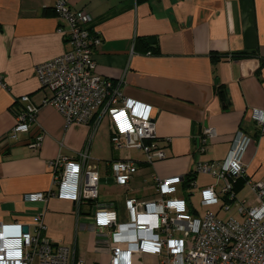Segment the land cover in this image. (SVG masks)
<instances>
[{
    "label": "crops",
    "instance_id": "obj_1",
    "mask_svg": "<svg viewBox=\"0 0 264 264\" xmlns=\"http://www.w3.org/2000/svg\"><path fill=\"white\" fill-rule=\"evenodd\" d=\"M55 1L0 0V222L33 230L34 217L41 214L51 242L74 247L86 264H107L109 239L94 228L88 205L77 212L73 202L56 197L23 200L26 193L53 189L51 161L74 159L85 148L99 162V190L104 184L111 192L120 189L123 201L150 200L156 197L155 177H187L196 161L225 158L233 135L242 130L251 137L243 157L247 178L264 181V123L251 118L253 110L264 109V0H68L73 9L92 15L90 27L100 33L93 53L96 73L121 81L124 96L152 106L156 133L165 146L166 159L154 164L130 150L137 171L124 187L107 166L126 153L112 146L107 117L93 131L89 125L68 124L52 104L44 103L51 92L41 86L35 68L67 50ZM211 53L226 57L213 61ZM241 53L249 55L231 57ZM24 95L37 107L38 148L29 145L36 131L5 139ZM205 126L214 128L215 136L198 155L195 137ZM181 193L177 196L192 208ZM249 196L248 190L243 197ZM98 201L120 219L115 199Z\"/></svg>",
    "mask_w": 264,
    "mask_h": 264
},
{
    "label": "built area",
    "instance_id": "obj_2",
    "mask_svg": "<svg viewBox=\"0 0 264 264\" xmlns=\"http://www.w3.org/2000/svg\"><path fill=\"white\" fill-rule=\"evenodd\" d=\"M54 8L64 23L58 30L65 34L67 50L35 68L41 86L51 92L44 103L52 104L68 124L89 125L93 131L107 117L112 146L126 152L107 166L115 183L127 186L137 171L130 150L142 153L147 164L167 157L156 133L152 106L124 96L121 81L96 73L93 53L101 36L90 27L92 15L73 9L68 0H56ZM18 101L21 105L15 124L5 139L36 131L29 145L38 148L42 132L36 123L37 107L26 95ZM251 118L263 124L264 109L253 110ZM214 136V128L203 127L195 137L194 151L203 153L207 139ZM250 142L251 137L238 130L225 158L198 160L188 173L189 177L204 173L215 179L201 188L199 201L202 206L218 205L219 209L207 210L203 216L177 196L184 176L176 175L155 177L153 199L127 198V219L120 220L110 205L98 201L99 162L90 157L88 148L74 159L58 156L51 161L53 189L26 193L23 200L56 197L73 202L77 212L81 205H88L94 228L109 239L107 264H264V181L250 180L245 173L243 157ZM240 177L246 178L248 198H238L232 188V180ZM189 186H195V179ZM219 211L232 215L222 219ZM45 229L41 214L35 215L33 230H24L18 222H0V264H86L74 247L51 242Z\"/></svg>",
    "mask_w": 264,
    "mask_h": 264
},
{
    "label": "rangeland",
    "instance_id": "obj_3",
    "mask_svg": "<svg viewBox=\"0 0 264 264\" xmlns=\"http://www.w3.org/2000/svg\"><path fill=\"white\" fill-rule=\"evenodd\" d=\"M133 153H135L133 151ZM200 155V154H198ZM215 182L214 177H212L209 174H204V173H197L196 174V178H195V186H184L183 184L180 183V192L182 191L181 194H185L186 197L188 199H190L191 202V206L192 209L195 210V212H197L198 216H203L204 213L207 210H211L213 212H217L219 209L218 205H213V206H202L200 204V191L202 186H204L205 184L208 183H212ZM116 188V187H115ZM111 187L110 186H105L104 184H102L100 186V190H99V199L101 201H107L108 199H115L116 200V209L119 212L120 215V220H126L127 219V214H126V209H125V201H123V194L120 191V189H117V191L115 192H111ZM249 188L248 185H246L239 193H238V198H242L243 196L246 195V193L248 192ZM191 194V195H189ZM218 215L222 218V219H226L228 216L232 215L231 212H222L219 211ZM83 238L80 237V240H82ZM81 242V241H80Z\"/></svg>",
    "mask_w": 264,
    "mask_h": 264
},
{
    "label": "trees",
    "instance_id": "obj_4",
    "mask_svg": "<svg viewBox=\"0 0 264 264\" xmlns=\"http://www.w3.org/2000/svg\"><path fill=\"white\" fill-rule=\"evenodd\" d=\"M249 55L248 53H241V54H232L231 57L233 58H239V57H244V56H247ZM210 57H211V60L213 61H218L220 60L221 58H224L226 57V55H222V54H215V53H211L210 54ZM216 89H217V92L219 94V98L224 101V94H223V91L221 89V85H217L216 86ZM196 175L192 176V177H184V181H183V187L184 186H189V182L190 180L192 179H195ZM246 184V178L244 177H240V178H237L235 180H232V188L234 190V192L236 194H238V192L243 188V186Z\"/></svg>",
    "mask_w": 264,
    "mask_h": 264
},
{
    "label": "water",
    "instance_id": "obj_5",
    "mask_svg": "<svg viewBox=\"0 0 264 264\" xmlns=\"http://www.w3.org/2000/svg\"><path fill=\"white\" fill-rule=\"evenodd\" d=\"M24 230H27V227H24Z\"/></svg>",
    "mask_w": 264,
    "mask_h": 264
}]
</instances>
